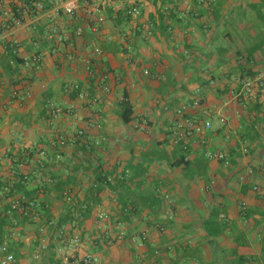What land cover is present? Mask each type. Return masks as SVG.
<instances>
[{
	"label": "crops",
	"instance_id": "0c3cea01",
	"mask_svg": "<svg viewBox=\"0 0 264 264\" xmlns=\"http://www.w3.org/2000/svg\"><path fill=\"white\" fill-rule=\"evenodd\" d=\"M30 1L0 0V195L22 181L51 224L6 227L14 264H62L52 226L66 217L81 242L67 264H264V87L239 96L243 75L264 82V0H139L136 17L122 0L73 16L70 0ZM85 4L104 19L91 30ZM193 101L185 116L211 128L183 149L170 128Z\"/></svg>",
	"mask_w": 264,
	"mask_h": 264
},
{
	"label": "built area",
	"instance_id": "2783aa9c",
	"mask_svg": "<svg viewBox=\"0 0 264 264\" xmlns=\"http://www.w3.org/2000/svg\"><path fill=\"white\" fill-rule=\"evenodd\" d=\"M80 1L81 0H70L67 3H65L64 7H63V12L65 15L67 16H73L75 11L78 10V8L81 6L80 5ZM123 2H125L128 6H127V11L126 14L129 16H138L140 13V6H139V0H122ZM33 9L36 12H39L43 9V5L40 2H37L35 0L30 1L29 3ZM80 5V6H79ZM85 16H86V23L85 26L88 29H94L95 27H93L94 25L91 24L92 21L94 22V24L99 25L100 23L103 22V17L98 15V11L99 9L94 6L93 4H85ZM82 33V27L77 28L76 30V35H81ZM94 54L96 56H100L101 55V51L99 49H95L94 50ZM35 63H39L40 61V57H35L33 60ZM73 89H77L76 85L72 86ZM262 87H264V82L261 81V79L259 77H251V78H246L244 80L241 81V88H242V93L239 94V96L242 97H248V99H251L253 97V89L257 88V89H261ZM104 90H106L105 88H103ZM83 94H81L80 96H82ZM86 97V95H85ZM199 107V102L198 101H193L190 104H187L185 106H182L180 108H178L175 111L176 117L177 119L174 121L172 127L170 128V133L172 135L173 140L176 142H181L183 141V139L191 137V136H197L200 140V144H202L204 146L205 144V140H204V134L210 130L211 128V123L209 121H196L193 118L187 117L185 116V111L189 108H197ZM219 122L221 125H225L226 121L225 118L220 117L219 118ZM139 129L141 131L145 130V127L143 125L139 126ZM80 135H82L81 132H79ZM64 141L61 142V144H63ZM184 143V142H183ZM182 143V148L185 149L186 146L183 145ZM204 156L207 160H215V161H224L225 160V155L221 152H212L210 150H206L204 153ZM262 170H264V168H262ZM49 183H52V180L48 181ZM66 199L70 200V195L68 193H65ZM24 196H20L18 198H15L13 200H11V210L14 209H18L19 211H21L22 213H24V208H21V206L24 204ZM32 205H30L31 207ZM106 219V215H98L97 216V220H103ZM39 232L40 233H44L45 232V228L41 227L39 228ZM57 238L62 242L65 243L66 245L64 246V248L60 247L57 250V253H59L61 255V263L62 264H67L69 262V259L71 258V256H73V253L75 251H77V248L80 246V238L78 235L76 234H69L67 233V230L64 228H60L57 230ZM120 238L123 237V233L119 234ZM137 237L133 236L130 238V241L132 243H136L139 241V243L141 244L142 242H144L146 240V236L144 234L140 235V237L138 238V241L136 239ZM44 249L45 247H40L39 249H37V251L33 254V260L36 263H39L43 257L44 254ZM0 264H14L15 263V259L12 253H10L7 249V245L5 243H3L0 246ZM75 261L78 264H98L99 260L98 258L94 257L91 254H82L80 256L75 257Z\"/></svg>",
	"mask_w": 264,
	"mask_h": 264
},
{
	"label": "trees",
	"instance_id": "16d2710c",
	"mask_svg": "<svg viewBox=\"0 0 264 264\" xmlns=\"http://www.w3.org/2000/svg\"><path fill=\"white\" fill-rule=\"evenodd\" d=\"M251 77H253V76L252 75H249V76L243 75L242 79L244 80L246 78H251ZM121 108H122L121 113H120L121 121L124 124H128L131 120L132 110H131L128 102L125 100L122 102ZM23 189H24V186H23L22 181H18L16 185H14L10 188H7L6 189L7 191L2 192V194L0 195V246L4 242L6 227H11L13 220H16L17 224L18 223L24 224L25 221L32 220V218H35L38 215L39 216L42 215L47 220V222H49V223L46 222L47 223L46 226L48 224H51L50 215H49V211H48V206L46 205L47 204L46 201H43V200L41 201V200H37L35 198L28 197V195H26L24 193ZM18 193H21V195L25 194V196H26V197L24 196L25 202L21 206V208L25 209L24 213H22L18 209L11 210V206H10L11 204L2 202L7 198H12V200L15 199L14 196L18 195ZM18 197H20V196H17L16 198H18ZM62 197H64V199L67 202H70L66 199L65 193L62 194ZM30 205H32V206L30 207ZM65 214L66 215L68 214L69 217L71 216L70 212L65 213ZM82 217L83 218L85 217V213L82 214ZM19 219L21 220V222H19ZM68 220H69L68 217L62 218L56 225L52 226L53 230L56 231V230L62 228V225L64 223H66ZM41 226H39V227L37 226V229L41 228ZM160 230H161V228H160Z\"/></svg>",
	"mask_w": 264,
	"mask_h": 264
},
{
	"label": "rangeland",
	"instance_id": "374dc122",
	"mask_svg": "<svg viewBox=\"0 0 264 264\" xmlns=\"http://www.w3.org/2000/svg\"><path fill=\"white\" fill-rule=\"evenodd\" d=\"M65 193H68L67 191L65 192ZM68 194H70L71 195V193H68ZM70 200H71V197H70ZM70 200H68V201H70ZM99 215H101V214H99ZM103 215V214H102ZM100 221V220H99ZM100 223V222H99ZM81 243V242H80Z\"/></svg>",
	"mask_w": 264,
	"mask_h": 264
}]
</instances>
